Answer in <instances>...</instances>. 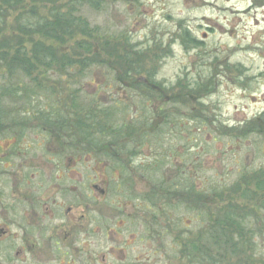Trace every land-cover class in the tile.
Masks as SVG:
<instances>
[{"label":"rangeland","instance_id":"1","mask_svg":"<svg viewBox=\"0 0 264 264\" xmlns=\"http://www.w3.org/2000/svg\"><path fill=\"white\" fill-rule=\"evenodd\" d=\"M69 1L23 0L7 10L3 38L21 33L29 53L63 50L74 59L75 52L90 57L78 47L90 42L97 61L67 71L30 64L33 82L48 91L30 100L4 95L0 105L14 113L10 121L24 119L17 109L32 104L59 105L70 118L75 105H93L99 117L133 122L145 135L128 142L117 162L84 143L62 153L65 136L53 131L51 140L40 129H0V152L14 145L0 155L5 205L30 193L52 213L34 221L58 223L68 210L73 225L68 261L29 255L0 263L264 264V0H102L77 10L91 39L17 30L18 16L48 21L51 10L68 11ZM5 70L1 61L3 85ZM226 213L244 230L223 221ZM23 216L0 213V223L12 224L13 234ZM11 237L1 242L5 257Z\"/></svg>","mask_w":264,"mask_h":264},{"label":"trees","instance_id":"2","mask_svg":"<svg viewBox=\"0 0 264 264\" xmlns=\"http://www.w3.org/2000/svg\"><path fill=\"white\" fill-rule=\"evenodd\" d=\"M22 1L23 0H0V4L6 8L5 11H2L0 8V62L2 61L6 65L5 73L8 79L7 82L4 81V85L0 83V97L3 95H11L12 98H15L14 96L19 94L22 96L39 95L42 89H44V85H41L39 82H33L35 79L34 77L31 78V74L35 68L29 67L30 64L33 65L36 63L42 65V67H38L39 70L42 68L50 69L54 66L57 69L67 71L75 64H79L80 67L86 68L95 63L98 57V52L91 49L90 42L78 45V47L88 53L90 57H84L80 53L75 52L76 59H74L67 56L63 50H60L62 53H57L55 51L46 52L45 50L34 49L30 54L25 50L23 39L20 35L21 33H12L10 37L3 38V26L6 25V20L8 19L6 18L8 16L7 10H17L22 4L24 5ZM100 2L103 1L70 0L67 8L69 9L68 11H59L57 8L53 9V11L51 10L49 13L50 18L48 21L39 18L30 21L29 19L18 16L16 18L18 25L17 30L22 33H29L31 28L42 31L60 29V33L69 36L75 31H78V33H82L91 39L93 30L88 25L87 21L81 17L80 12L78 14L77 10L82 3L88 4L90 7H98L101 5ZM183 35L187 37L190 42H197L190 37L186 30L183 31ZM11 47L16 48L11 51ZM42 72L43 71H39L38 75ZM13 78L16 79L14 83L12 81ZM24 79H29L30 84H24ZM195 86H198V84H195ZM46 89L45 87L43 91L47 92L48 90ZM78 103H80V101H77V103L75 101V104ZM58 108L59 105H54L51 109V128L53 129L54 135L60 136L63 134L65 136V138H62L63 143L69 145L70 148H76L75 145L84 143L89 146L87 150H100L103 154L108 155L110 145H116L117 150L120 151L121 147L126 146L128 142L134 141V139L139 136L143 138L145 135L144 131L139 132L137 130L133 122L131 124L126 121L119 122L118 119L113 120L111 117L109 118L108 115L99 117L97 111H103L98 110V108L94 110L93 105H91V107L75 105L73 112H71V118L70 115L64 117L63 114L59 112L60 109ZM70 142H72V144H70ZM260 182L264 184V181ZM223 221L230 223L237 227V229L244 230V224L240 223V219L233 217L229 213L224 215ZM195 248L199 249L198 246H195Z\"/></svg>","mask_w":264,"mask_h":264},{"label":"flooded vegetation","instance_id":"3","mask_svg":"<svg viewBox=\"0 0 264 264\" xmlns=\"http://www.w3.org/2000/svg\"><path fill=\"white\" fill-rule=\"evenodd\" d=\"M4 96V95H3ZM18 96V95H17ZM15 96V98H17ZM35 97V95L23 96L22 98L31 99ZM1 98V97H0ZM32 107V108H31ZM16 111V110H15ZM12 111L4 110L3 106L0 105V129L2 130L5 126H18L20 128H30V129H40L45 134L50 135V139L52 140V128H51V118H52V110L49 104L43 107V110L40 106L34 107L33 104L26 109H17V115L25 116L24 119L19 120H11L10 115ZM7 118L9 122H4V119ZM20 118V117H19ZM22 125V126H20ZM24 146V145H23ZM31 145L24 146V149L30 148ZM65 146L68 149L70 148L69 145L66 143L62 144L63 153ZM14 145H7L6 147L1 149L0 155L1 157H5L8 153L5 152L9 148L12 149ZM78 150V149H77ZM95 151V150H94ZM100 150L96 151L99 152ZM127 151V145L122 146L120 151L117 150L116 145H110L108 155L110 161H122L119 159L122 153ZM19 153H22V150H19ZM101 153V152H99ZM106 155V154H105ZM50 160V159H48ZM62 165V163H61ZM118 165L121 167L122 170L125 171L126 166ZM112 170V177H117L116 172V164H113ZM61 177V176H58ZM93 188L99 189L100 194L103 195L105 193L104 188H98V185H93ZM30 192V191H29ZM3 191L0 190V213H7L9 211L21 213L23 214V219L25 221L16 222L17 231L13 234H10L8 231V225H12L9 223H0V243L4 240L5 237L12 236L13 242L7 249L6 257H5V250L3 248V242L0 244V261L4 259H26L27 256L31 257H54L55 259H59V261H68V236H69V229H72L73 225L69 224L67 220V213L68 210L65 211L64 216L58 221V223H47L43 222H36L32 218H34L38 213L40 214H52L50 209L46 205L36 206L35 198L30 193L27 195L24 192L21 194L19 193L16 198V203L14 205H5L3 201ZM23 200V202L20 201ZM28 200V205H24V201ZM40 203H42L40 201ZM39 210V212H38ZM64 218V219H63ZM28 219L29 221H26ZM1 264V263H0Z\"/></svg>","mask_w":264,"mask_h":264}]
</instances>
